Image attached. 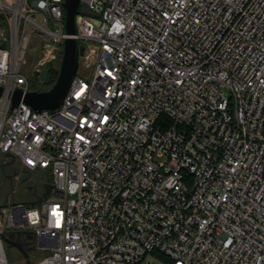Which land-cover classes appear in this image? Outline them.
Segmentation results:
<instances>
[{"label":"built area","instance_id":"1","mask_svg":"<svg viewBox=\"0 0 264 264\" xmlns=\"http://www.w3.org/2000/svg\"><path fill=\"white\" fill-rule=\"evenodd\" d=\"M81 3L89 79L35 111L12 96L62 52L64 0H0V156L51 174L0 206V264L26 233L32 264H264V0Z\"/></svg>","mask_w":264,"mask_h":264},{"label":"water","instance_id":"2","mask_svg":"<svg viewBox=\"0 0 264 264\" xmlns=\"http://www.w3.org/2000/svg\"><path fill=\"white\" fill-rule=\"evenodd\" d=\"M81 0H64V31L68 35L63 42L60 66L56 81L52 86L43 91L30 90L25 94L20 89H17L12 96L13 105L18 104L21 100L29 105L35 111L50 110L57 108L66 96L69 87L76 75L79 56L83 52V47L78 44V41L73 37L76 33L75 18L81 12ZM2 89L0 88V94ZM10 162H13L11 158ZM44 192L41 196H37L33 203L39 204L43 197L50 192V183H44ZM28 241L21 242L12 240L9 237L2 235L8 246L16 247L24 258V264H32L29 258V249L24 248V244L30 243L32 234L26 233Z\"/></svg>","mask_w":264,"mask_h":264},{"label":"rangeland","instance_id":"3","mask_svg":"<svg viewBox=\"0 0 264 264\" xmlns=\"http://www.w3.org/2000/svg\"><path fill=\"white\" fill-rule=\"evenodd\" d=\"M41 38H32L28 45V52L26 55L27 64L20 68L25 74L31 72V68L36 60V55L40 52ZM61 52L58 53V57L52 61L55 67L60 66ZM78 74L85 80L89 79L90 73L86 67L79 61ZM38 75V82L43 83L46 80L47 72L45 66L41 69ZM34 83L36 79L34 78ZM10 158L7 156H0V206H5L12 201H23L30 205L37 196H41L44 190V183H49V173L45 170L31 171L22 168L19 160L16 158L14 162H9ZM9 162V163H8ZM4 163L11 164L7 168L8 173H3L1 167ZM7 176L9 178H7ZM49 181V182H47ZM6 256L8 264H24V258L19 250L14 246H8L5 244ZM44 252H38L35 250L29 252V258L31 263L39 260Z\"/></svg>","mask_w":264,"mask_h":264},{"label":"trees","instance_id":"4","mask_svg":"<svg viewBox=\"0 0 264 264\" xmlns=\"http://www.w3.org/2000/svg\"><path fill=\"white\" fill-rule=\"evenodd\" d=\"M62 53V52H61ZM45 68H46V72H47V77H46V80L45 82H43L42 84L39 83L37 80H38V75L36 74L35 75V79H36V82L34 83L33 81V84H32V90H36V91H43V90H47L49 89L52 84L56 81V78H57V75H58V70H59V67H55L52 62L48 63L45 65ZM47 173H49L47 171ZM49 177L50 179H48L50 182H51V174L49 173ZM47 181V182H49ZM49 182V183H50ZM35 203H31L30 205H34ZM23 257V256H22Z\"/></svg>","mask_w":264,"mask_h":264},{"label":"flooded vegetation","instance_id":"5","mask_svg":"<svg viewBox=\"0 0 264 264\" xmlns=\"http://www.w3.org/2000/svg\"><path fill=\"white\" fill-rule=\"evenodd\" d=\"M10 165H11V164L4 163L3 166L1 167V171H2L3 173H8L7 168H9ZM7 178H9V177L7 176ZM24 248H26V249L30 248L29 251H28V252H30V253L33 252V251L35 250L31 244H28V245L24 244Z\"/></svg>","mask_w":264,"mask_h":264}]
</instances>
